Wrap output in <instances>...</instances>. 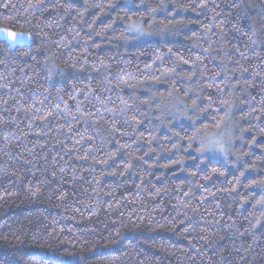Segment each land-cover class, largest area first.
Listing matches in <instances>:
<instances>
[{
  "label": "trees",
  "instance_id": "16d2710c",
  "mask_svg": "<svg viewBox=\"0 0 264 264\" xmlns=\"http://www.w3.org/2000/svg\"><path fill=\"white\" fill-rule=\"evenodd\" d=\"M0 28L31 36L0 39V264H264V0H0Z\"/></svg>",
  "mask_w": 264,
  "mask_h": 264
},
{
  "label": "snow or ice",
  "instance_id": "6c2138e0",
  "mask_svg": "<svg viewBox=\"0 0 264 264\" xmlns=\"http://www.w3.org/2000/svg\"><path fill=\"white\" fill-rule=\"evenodd\" d=\"M43 3H44V0H38V5L43 4ZM142 3H143V0H141V4ZM4 7H8V5L5 4ZM136 7L139 8L140 5L138 4ZM156 11H157V9H149L148 13H149V15H154ZM133 15H136V13H133ZM153 22L154 21H152L150 19L146 20L144 17V14H140L139 20H134V19L130 18V22L127 24L125 32L135 34L134 38H136V39H139L141 36H151L152 33L150 31L145 30L144 25L148 24V26L151 27ZM0 36H2L4 38V40H6L8 42L6 46L9 48H11L14 44H22L25 42L24 34L9 31L6 28L0 29ZM218 90H220V89H218ZM221 104L224 106H227L229 104V102L226 100H222ZM202 111H207V109H203ZM217 111H219V109H217ZM189 119H191V117H189ZM212 122L213 123L216 122L215 116L212 118ZM204 127H207V125H204ZM216 127L220 128L221 124H216ZM198 131H199V129H197L195 127V121H193V133L194 134L189 137V139L192 140L193 142H195L198 138L196 135V133ZM224 145H225V141L223 139H216V140L209 141L208 145H205L203 142H201L200 148H198L197 150L199 152L203 153L204 151L214 149V150L219 151L221 153H226V149H225ZM241 175H243V173H241ZM252 184L253 185H257V184L264 185V180L259 181V182H257L256 180H253ZM258 206L260 208V216L256 218V221H255V224L253 225V227H256L262 223L261 217H264V195H261L259 197V199L256 200V203L253 205L254 208H256ZM68 255L71 256L73 254L68 253ZM50 264H76V262H74L72 260H67V259H53L50 261Z\"/></svg>",
  "mask_w": 264,
  "mask_h": 264
},
{
  "label": "rangeland",
  "instance_id": "374dc122",
  "mask_svg": "<svg viewBox=\"0 0 264 264\" xmlns=\"http://www.w3.org/2000/svg\"><path fill=\"white\" fill-rule=\"evenodd\" d=\"M0 29H2V28H0ZM21 34H24V36H25V42L22 43V44H14V45H29L31 43V36L28 35V34H25V33H21ZM0 39L4 40V38L2 36H0ZM4 41L6 43H8L6 40H4ZM228 130L229 129L226 126L219 128V130L217 131L218 132L217 134H212L213 136L212 135L209 136V137H213L210 141H212L216 137H220L222 139L226 138L227 137V134H228ZM205 145H207V144H205ZM214 151H216V150H214ZM204 152H209V150L208 151H204Z\"/></svg>",
  "mask_w": 264,
  "mask_h": 264
}]
</instances>
